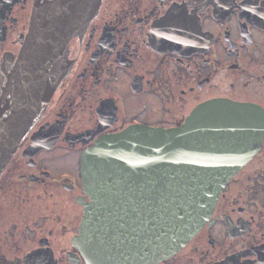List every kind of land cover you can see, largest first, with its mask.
<instances>
[{"label": "flooded vegetation", "instance_id": "flooded-vegetation-1", "mask_svg": "<svg viewBox=\"0 0 264 264\" xmlns=\"http://www.w3.org/2000/svg\"><path fill=\"white\" fill-rule=\"evenodd\" d=\"M34 3L0 0V98ZM68 58L69 72L0 175V263L40 251L51 264H89L82 156L101 138L178 128L217 99L264 110V0H102ZM154 264H264V142L201 229Z\"/></svg>", "mask_w": 264, "mask_h": 264}, {"label": "water", "instance_id": "water-1", "mask_svg": "<svg viewBox=\"0 0 264 264\" xmlns=\"http://www.w3.org/2000/svg\"><path fill=\"white\" fill-rule=\"evenodd\" d=\"M101 1L35 0L0 98V175L69 72L70 40ZM263 142L262 107L229 99L198 106L178 128L130 127L98 140L82 156L90 202L81 239L91 240L84 246L89 264H154L174 255ZM7 264L51 261L38 251Z\"/></svg>", "mask_w": 264, "mask_h": 264}]
</instances>
